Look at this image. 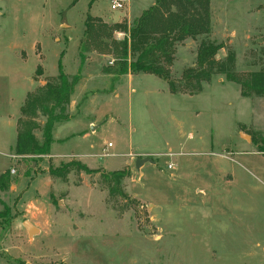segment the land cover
<instances>
[{
	"label": "rangeland",
	"instance_id": "rangeland-1",
	"mask_svg": "<svg viewBox=\"0 0 264 264\" xmlns=\"http://www.w3.org/2000/svg\"><path fill=\"white\" fill-rule=\"evenodd\" d=\"M154 2L113 11L111 0L0 1V264H264V94L245 87L264 74V0H210L209 32L177 43L166 67L176 94L154 75L107 74L106 52L128 33L103 30L105 54H86L98 58L82 68L71 121L54 126L63 140L45 157L15 154L18 120L37 124L38 141L46 120L24 116L27 101L57 82L59 60L69 78L78 72L86 18L129 27ZM37 13L43 58L22 61L11 36ZM203 41L220 47L225 72L190 93L181 79L197 69ZM140 154L153 163L137 170ZM70 161L92 173L50 175ZM26 221L41 230L32 242Z\"/></svg>",
	"mask_w": 264,
	"mask_h": 264
},
{
	"label": "trees",
	"instance_id": "trees-1",
	"mask_svg": "<svg viewBox=\"0 0 264 264\" xmlns=\"http://www.w3.org/2000/svg\"><path fill=\"white\" fill-rule=\"evenodd\" d=\"M209 3L210 0H155L154 4L133 20L129 27L121 23L107 26L100 19L88 16L84 23V40L79 44L78 72L69 78L64 74L59 60L57 82L47 83L43 87L45 89L43 98L34 97L27 101L21 110L23 115L26 116L27 112L36 115L39 111L46 117V120L42 128L41 141H38L33 134L34 129L37 128L33 120H18L20 128L17 127L15 154L22 158L49 155L54 143L52 133L55 124L69 121L70 117L66 114V107L75 86L81 79V70L87 59L86 54L94 50L105 54L100 48V46H105L101 40L103 36H106L103 30H112V32L124 30L128 33V38L111 43V51L106 52L112 54L115 62L114 67L105 69L107 74L115 76L136 73L154 75L167 82L171 94H176L177 88L169 80L166 67H169L173 61L177 43L209 32ZM219 49V46L210 42L203 41L200 44L197 53V69L186 70L181 79L184 91L200 92L202 82L209 81L215 73L225 72V66L214 59ZM245 87L257 95L264 94V74H252L251 81ZM72 170L92 173L86 166L75 161L64 163L58 168H50L49 173L61 178ZM5 174L0 176V181Z\"/></svg>",
	"mask_w": 264,
	"mask_h": 264
},
{
	"label": "crops",
	"instance_id": "crops-1",
	"mask_svg": "<svg viewBox=\"0 0 264 264\" xmlns=\"http://www.w3.org/2000/svg\"><path fill=\"white\" fill-rule=\"evenodd\" d=\"M0 1H2V0H0ZM4 7L7 9L8 5L4 6ZM142 11L143 10H141V12ZM6 13L8 14V12H4L3 11V7H1L0 8V15H5ZM31 20H32L31 24L28 26L29 29H24L23 31L20 30L19 32L17 31L18 32L17 36H15L14 33H12L11 39L14 41V43L9 45L10 52L15 57L17 56L18 58H20L22 61H27L29 57L30 58H35V59H38V60H41L43 58V54H42V50H43V47H42V41H43V39H42V36H43V34H42V31H43L42 16L41 17L38 16V13L37 14H32ZM119 21L120 20H118V21H116L114 23H117ZM29 31H30V33H29ZM89 56L90 57L88 59H86L85 64H87L89 62V60L92 59V57H97V56H92V55H89ZM38 68H41L40 65L37 67V69ZM37 69H36L34 75L36 74ZM43 76H44V74H43ZM132 77L129 76V79L132 80ZM35 87H36V85H35ZM70 121H71V119L69 121H67V122H70ZM67 122H64V123H67ZM90 125H93V123H90ZM93 129L95 130L96 127H94ZM93 129L91 128L92 131H94ZM53 132H54V130H53ZM87 135H88V133L86 131L80 132V137H85ZM52 137H53V139L55 138V136H53V133H52ZM54 140L55 141H59V140H63V139L55 138ZM54 144H55V142L53 143V145ZM57 144H59V143H57ZM51 150H52V148H51ZM115 155L118 156L119 154L115 153L114 157H116ZM171 155L172 154H169V156H171ZM148 156L150 157V155L140 154V155H137L135 157L136 158H138V157L144 158V157H148ZM37 230H38V234L37 235H39L41 233V230H39V229H37ZM37 235H35V236H37ZM35 236H33L29 240L32 242L34 240ZM121 251H123V250H120L118 253H121ZM52 263L56 264V261L55 262L53 261ZM24 264H31V262H25Z\"/></svg>",
	"mask_w": 264,
	"mask_h": 264
},
{
	"label": "water",
	"instance_id": "water-1",
	"mask_svg": "<svg viewBox=\"0 0 264 264\" xmlns=\"http://www.w3.org/2000/svg\"><path fill=\"white\" fill-rule=\"evenodd\" d=\"M93 128H94V127H92V129H93ZM93 130H94V129H93ZM243 136L249 138V137L246 136V135H243ZM145 163H153V162H152L151 159H149V158H140V157H138V158L135 159L134 165H135V168H136L137 170H139V167L142 166V165L145 164ZM24 227L26 228L29 237H33V236H35V235L38 234V230H37L35 227H33L32 225H30L27 221L24 222Z\"/></svg>",
	"mask_w": 264,
	"mask_h": 264
},
{
	"label": "built area",
	"instance_id": "built-area-1",
	"mask_svg": "<svg viewBox=\"0 0 264 264\" xmlns=\"http://www.w3.org/2000/svg\"><path fill=\"white\" fill-rule=\"evenodd\" d=\"M128 0H111V5H110V8L111 10H120V9H125V5L127 3ZM112 145L111 144H108L107 147L110 148ZM107 149L104 148L102 150V152L104 153V156H107ZM167 169L168 170H172L173 169V165L172 164H168L167 165ZM10 173L11 174H15V170L14 169H11L10 170Z\"/></svg>",
	"mask_w": 264,
	"mask_h": 264
}]
</instances>
